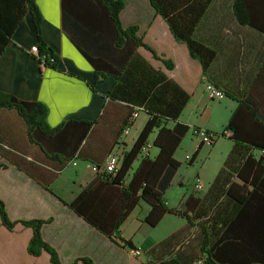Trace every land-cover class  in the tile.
Returning a JSON list of instances; mask_svg holds the SVG:
<instances>
[{
  "label": "crops",
  "instance_id": "0c3cea01",
  "mask_svg": "<svg viewBox=\"0 0 264 264\" xmlns=\"http://www.w3.org/2000/svg\"><path fill=\"white\" fill-rule=\"evenodd\" d=\"M121 1L123 7L118 15L121 27H136L135 34L159 58L144 46H138L136 53L171 82L165 83L163 98L172 102L175 97L182 98V92L187 95L179 121L218 133L224 130L239 100L244 101L246 111L264 121V0H241L244 12L256 18L262 28L239 23L234 14L235 0H210L193 31L196 40L215 52L209 78L203 76L201 64L190 55L186 45L173 37L150 0ZM34 3L41 15V38L58 56L57 65L43 66L29 52L38 45V37L31 14L25 10L0 53V90L23 100L42 102L50 128L69 119L98 118L88 146L96 147L95 142H99L106 151L116 141L110 152L127 151L147 114L139 112L128 135L121 138L119 131L128 112L124 102L108 97L116 76L106 73L97 77L71 42L63 29L61 0H34ZM13 12L16 14V9ZM165 59L172 68L165 67L162 62ZM205 80L224 95L210 99ZM210 101L216 104L210 105ZM24 122L14 110L0 108V163L4 165L0 168V200L11 220H48L41 227V236L56 250L62 264H71L82 257L92 259L94 264H202L203 240H209L210 234L216 240L224 231L222 223L231 217L234 207L227 190L232 182H241L236 171L245 160L244 145H235L229 134L218 137L208 150L207 160L199 170L200 190H194L190 184L189 189L185 187L177 191L176 198L172 197L169 190L175 183L180 184L174 174L164 192L166 204L185 209L190 223L184 217L164 214L155 226H150L144 221L150 207L139 201L119 226L118 233L110 238L69 207L82 190L99 181L92 164L72 159L56 172L59 164L44 159L38 146L28 139ZM172 124L167 121L168 126ZM255 126L249 121L244 128L256 130ZM155 132L147 143L151 144ZM191 133L195 137L191 151L200 143L198 150H201L206 142ZM178 148L173 154L175 159ZM157 153L158 148L152 145L147 151L150 158ZM252 154L258 157L260 151L252 148ZM253 160L256 161L249 163L247 169L248 182L257 168L258 159ZM262 165L260 162L258 168ZM260 178L255 184H247L249 194L264 195ZM31 236L30 227L17 223L13 229H7L0 220V264H51L45 251L38 255L28 253ZM120 238L129 240L132 248ZM136 248L141 255L133 253Z\"/></svg>",
  "mask_w": 264,
  "mask_h": 264
},
{
  "label": "trees",
  "instance_id": "16d2710c",
  "mask_svg": "<svg viewBox=\"0 0 264 264\" xmlns=\"http://www.w3.org/2000/svg\"><path fill=\"white\" fill-rule=\"evenodd\" d=\"M155 10L167 23L169 30L177 41L183 42L190 55L201 64L202 74L209 78V67L213 61L214 50L196 40L193 31L204 9L210 0H150ZM123 7L121 0H61L63 29L71 42L94 68L97 77L106 73L116 76V81L108 92V97L124 102L127 116L123 120L120 133L129 126V118L134 108H140L147 119L139 130L131 147L123 152L119 167L114 173L103 170V162L110 153L112 145L104 151L99 142L96 147H89L90 134L98 122L69 119L54 128H50L45 120L46 107L40 101H28L17 98L11 93L0 90V108L14 110L25 121L26 134L30 142L38 146L44 159L56 160V172L60 171L72 159L89 161L95 167L99 181L90 189L82 190L70 203L69 207L95 229L113 237L118 233L119 226L130 211L139 203L145 202L150 209L144 221L155 226L164 214L184 217L190 223V217L185 209L170 207L166 204L164 192L180 163L173 156L182 138L190 128L179 121L178 115L184 105L187 95L182 92V98H174L167 102L164 98L165 83H171L161 73L152 69L135 51L138 46L152 49L137 36L136 27L122 28L119 22V12ZM234 14L241 24L262 28L261 23L246 14L241 0L234 2ZM13 9H16L14 14ZM28 10L38 37L37 60L43 66L56 67L58 56L43 43L40 35L41 15L34 0H0V53L9 40L11 33ZM18 11V12H17ZM102 40L104 41L101 44ZM44 56L41 60L40 57ZM165 67L172 68L170 61L162 60ZM174 88L179 90L176 84ZM167 121H172L171 126ZM256 125V130H246L249 122ZM198 127L192 126L193 130ZM155 136L152 147L158 148V153L150 158L147 154L140 156L143 147L148 142L152 132ZM229 131V138L235 145H244L245 159L236 171L240 183L232 182L227 190V196L234 203L231 217L224 221L222 234L213 239L203 240L200 247L202 264H264V195L249 194L247 184H255L260 178L264 185V121L246 111L244 101L239 100L238 106L232 112L221 135ZM212 135L218 133L205 131ZM119 134V133H118ZM214 139L210 141V144ZM87 145V148H86ZM201 143L192 153L189 163L195 158ZM252 148L260 151L258 157L252 154ZM104 151V152H103ZM139 159V161H138ZM258 159L256 171L248 182L249 163ZM138 165L132 168L135 161ZM4 165L0 163V168ZM259 183V184H260ZM189 197L185 200L187 204ZM0 220L7 229H13L17 223L32 229V236L27 244L31 255L45 251L51 264H62L56 250L43 240L41 227L48 220L29 219L11 220L0 200ZM121 242L132 248L129 240ZM94 264L87 257L79 258L71 264Z\"/></svg>",
  "mask_w": 264,
  "mask_h": 264
},
{
  "label": "rangeland",
  "instance_id": "374dc122",
  "mask_svg": "<svg viewBox=\"0 0 264 264\" xmlns=\"http://www.w3.org/2000/svg\"><path fill=\"white\" fill-rule=\"evenodd\" d=\"M209 104L214 105L216 103L214 101H210ZM191 131H192V127L190 126L187 133L182 138V140L178 146L179 148L177 149L176 156L178 159H176V160L179 161L180 165H179V167L175 173V178H176L175 181H179L180 184L175 183L171 187V190H169V192L171 191L170 195L174 198H176L178 195L177 191L181 192V190L185 189V187H187L189 189L191 187L190 184H192L194 179L199 177L200 166H202V164L207 160L206 157H207L208 150L211 147H213L212 144L217 140L218 137H221V133H222V130L220 132H218L219 135H217L213 138L214 142L212 144L209 145L206 143L201 150H198L195 158L192 160V163H189V159H190L192 153L195 151V149L191 151V147H192V144H193L194 138H195L193 136V134L191 133ZM131 132H133V130ZM151 138H152V133L149 135L148 140L150 141ZM124 152H126V151H124ZM212 153H215L214 150H212ZM212 157H213V155H210L209 159H212ZM132 168H133V165H132Z\"/></svg>",
  "mask_w": 264,
  "mask_h": 264
},
{
  "label": "built area",
  "instance_id": "2783aa9c",
  "mask_svg": "<svg viewBox=\"0 0 264 264\" xmlns=\"http://www.w3.org/2000/svg\"><path fill=\"white\" fill-rule=\"evenodd\" d=\"M29 52L33 56H37V58H38L37 45L32 46L30 48ZM40 58L42 60L44 58V56H41ZM42 63L43 62H41V64ZM205 89H206L207 95L210 97V99L221 98L224 95V93H223V91L221 89L215 88L212 83H209L206 80H205ZM141 111L142 110L140 108H134L133 109V112L131 113V116H130L129 122H128L130 125L126 126L122 130V132L120 133V137L121 138H123L126 135H128L134 120L136 119V117L138 116L139 112H141ZM193 133L196 136H198L202 142H206V143H210V141L215 137V135L209 134V133L205 132L202 129L193 130ZM225 134H230V132L229 131H225ZM150 146H151V144L147 143L143 147V149H142V151L140 153V156L147 154V151H148V149H150ZM118 150L119 149L110 152L108 154V156L106 157V159H105V161L103 163V165H104L103 166V170L106 173H114L117 170V168L119 167L123 152L122 151H118ZM93 169L95 170L94 166H93ZM191 185H192L194 190H200L201 187H202L200 178L199 177L195 178ZM133 253L135 255H141V250L139 248L133 249Z\"/></svg>",
  "mask_w": 264,
  "mask_h": 264
}]
</instances>
